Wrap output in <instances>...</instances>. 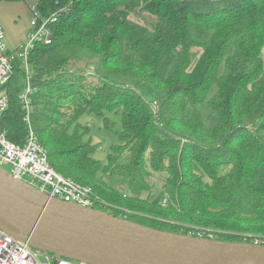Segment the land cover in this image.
Instances as JSON below:
<instances>
[{
	"label": "trees",
	"instance_id": "obj_1",
	"mask_svg": "<svg viewBox=\"0 0 264 264\" xmlns=\"http://www.w3.org/2000/svg\"><path fill=\"white\" fill-rule=\"evenodd\" d=\"M37 4L57 16L51 41L30 52L32 123L52 167L143 225L210 229L224 241L264 237V0ZM24 76L15 58L0 120L19 144ZM85 114L112 139L105 159L80 122Z\"/></svg>",
	"mask_w": 264,
	"mask_h": 264
},
{
	"label": "water",
	"instance_id": "obj_2",
	"mask_svg": "<svg viewBox=\"0 0 264 264\" xmlns=\"http://www.w3.org/2000/svg\"><path fill=\"white\" fill-rule=\"evenodd\" d=\"M0 229L89 264H264V244L160 230L52 197L0 166Z\"/></svg>",
	"mask_w": 264,
	"mask_h": 264
},
{
	"label": "built area",
	"instance_id": "obj_3",
	"mask_svg": "<svg viewBox=\"0 0 264 264\" xmlns=\"http://www.w3.org/2000/svg\"><path fill=\"white\" fill-rule=\"evenodd\" d=\"M1 1V0H0ZM32 19L27 33V41L16 48H10L3 23L0 21V120L9 107L10 98L5 86L14 72V59L22 62L25 74V86L20 95L27 133L22 144L11 141L5 131L0 129V166L9 165L14 178L23 180L40 191L82 207L100 209L115 213L118 208L112 203L97 196L90 185L80 183L67 177L52 167L45 147L40 143L32 123L33 104L31 94L34 91L31 80L33 71L30 63V52L38 41L49 43L52 39L49 23L56 21V14L44 15L38 4L32 6ZM91 70H96L91 67ZM29 178L31 182L27 181ZM127 209H122L121 217L127 218ZM190 235L202 238H214L210 229L199 228ZM249 237H251L249 235ZM255 244H264L258 240ZM0 264H89L58 255L43 252L31 247L0 229Z\"/></svg>",
	"mask_w": 264,
	"mask_h": 264
},
{
	"label": "rangeland",
	"instance_id": "obj_4",
	"mask_svg": "<svg viewBox=\"0 0 264 264\" xmlns=\"http://www.w3.org/2000/svg\"><path fill=\"white\" fill-rule=\"evenodd\" d=\"M39 0H1L0 1V21L3 23L6 35L7 42L10 48H15L21 43H25L27 41V33L30 29V21L32 19V6L36 5ZM136 17V14L134 15ZM133 16V17H134ZM142 24L147 25L150 29L154 28V20L147 16L145 13H140L136 17ZM199 57V50H197L193 54V60L197 61ZM77 66L81 69L84 68L82 63L77 64ZM95 78L90 77V80H94ZM203 115L205 119V123H209V113L210 110L208 108H204ZM81 124L87 126V130L90 132L91 137H93L97 142H101L102 148H100L102 158L105 159L110 147L111 138L103 136L101 134L103 124L96 118H93L87 114L83 115L80 119ZM88 138V137H87ZM104 154V155H103ZM2 168L10 172L11 167L9 165H3ZM155 179H160L157 173H155ZM27 181L31 182L29 178H26ZM157 189L160 188V182L157 180ZM112 185L116 187H120L121 183L119 178L115 179L111 182ZM144 196L147 195L146 192L143 193ZM128 212L125 213L127 216L133 211L127 209ZM123 214L120 212L121 215ZM252 238L250 241L264 242V237L256 234H249Z\"/></svg>",
	"mask_w": 264,
	"mask_h": 264
},
{
	"label": "crops",
	"instance_id": "obj_5",
	"mask_svg": "<svg viewBox=\"0 0 264 264\" xmlns=\"http://www.w3.org/2000/svg\"><path fill=\"white\" fill-rule=\"evenodd\" d=\"M18 46H19V45H18ZM18 46H16V47H18ZM16 47H15V48H16Z\"/></svg>",
	"mask_w": 264,
	"mask_h": 264
}]
</instances>
